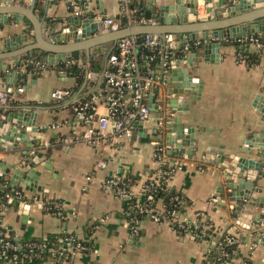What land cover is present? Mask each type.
I'll return each instance as SVG.
<instances>
[{"label": "crops", "instance_id": "crops-1", "mask_svg": "<svg viewBox=\"0 0 264 264\" xmlns=\"http://www.w3.org/2000/svg\"><path fill=\"white\" fill-rule=\"evenodd\" d=\"M79 2L81 5L75 6V11L71 12L70 7ZM144 2L131 0L136 15L141 13ZM157 4L154 3V6ZM10 5L19 12L16 23L10 17L7 24L0 22V67L7 64V68H0V90L6 93V101L0 102V119L1 116L7 117L10 111H24V117L33 111L32 123L37 129L26 130V133L31 140L38 138L39 144L33 141L29 147L26 141H18V136L13 143L8 141L9 145L0 143L2 165L11 164L4 176L9 178L13 167H21L23 162L32 159L30 154L33 150L38 149L42 155L34 165L40 173L37 182L40 189H26L21 181L16 183L27 199L21 201L30 204L27 214L19 207V201H14L4 208L1 223L20 238L61 231L77 234L87 242L88 248L77 252L72 264H203L208 249L203 239L194 238L189 233H178L167 221H157L150 216H143L134 227L126 217L128 200L114 195L105 184L109 176L130 173L136 176L130 189L134 195L140 194L143 180L158 164L153 155V141L166 143L162 108L157 104L151 107L149 118L140 125H134L129 138H119L118 142L104 150L86 142L83 125L74 122L73 102L96 92L99 71L115 40L102 43L100 52L96 51V45L72 50L78 51L77 63L83 68L80 81L57 67L59 52H52L48 62V50L34 46L57 43L48 29L50 24L55 22L54 27L58 30L59 20L66 22L68 17L86 8L94 15L104 11L102 16L112 15L120 24V17L123 16L119 13V0H40L39 5H35V0H11ZM10 5L4 0L0 2V7ZM195 5L196 15H189L187 22L216 20L220 24L226 19H218L215 13L207 12L203 2L195 0ZM255 6L262 8L264 2H256ZM208 15L211 19H207ZM263 19L259 17L255 21L263 23ZM142 23L146 22L131 24ZM124 25L120 24L119 28ZM36 31L37 34L39 31L38 35ZM97 33L110 35V30L104 26L97 29ZM172 33L178 49L182 41L178 32ZM183 34L187 36L188 32ZM219 39L226 42L218 46L217 58L212 55L211 60H205L202 50L196 49L197 58L191 65L184 64L180 59L179 66L187 68L199 87L197 94L193 88L187 89L183 106L172 110V117L177 116L184 129L193 130L194 149L192 157L184 149L171 152L174 155L170 154L169 159L187 157L189 164L175 168L166 185L181 192L190 201L183 215L193 216L196 211H206L219 226H228L229 231H234L237 236L241 234L238 252L227 264H264V243L256 239L257 232L264 229V163L254 178L249 195L242 197L240 202H234L228 199L230 189L226 187L223 188L224 197L217 196L218 184L225 179L219 163L213 159L220 153L238 154L250 157L251 164H256L255 160L261 158L260 141L254 137L264 135V113L261 112L264 109V46L256 61L247 62V54L257 50L253 43L236 45L231 38ZM28 47L32 48L24 51ZM72 51L65 52V57ZM29 53L42 54L48 68L40 74L22 72L18 77L15 71L19 67L13 61L22 62L23 56ZM91 57L99 63L98 69L90 67L88 60ZM6 69L13 73L7 74ZM149 70L156 72V64ZM169 75L166 73L164 80ZM173 84L164 82L163 86L169 88ZM55 87L69 88L70 95L54 100L50 92ZM97 110L104 111V107L98 105ZM8 124L6 121L3 132L10 126ZM159 124L162 129L158 128ZM19 127L24 128L23 125ZM101 158L106 165L95 167L96 160ZM262 159L264 162V156ZM228 160L231 161L230 158ZM46 162L49 167L44 164ZM216 196L221 203L217 202ZM37 197L46 202L56 200L63 214L46 212L35 201ZM239 203L240 209H237ZM160 204L161 201H158L157 205ZM229 204H233V208ZM233 210L237 213L235 217L231 215ZM245 259H248L247 263H244ZM28 264L67 263L44 259Z\"/></svg>", "mask_w": 264, "mask_h": 264}, {"label": "water", "instance_id": "water-1", "mask_svg": "<svg viewBox=\"0 0 264 264\" xmlns=\"http://www.w3.org/2000/svg\"><path fill=\"white\" fill-rule=\"evenodd\" d=\"M10 5L11 0H4ZM198 2H203L205 4V9L210 14H214L218 19L226 17L225 20L221 21L220 24L213 20L205 22L203 20L187 22L189 15H196L197 8L195 5V0H170V2H165L164 0H145L144 5L141 8L143 16L146 19L152 18L154 22H146L142 24H130L124 25L125 20L120 17V24L124 25L122 28L116 30H110V35H103L100 33L96 34L97 29L104 27L102 20V13L99 15L92 14L91 10L86 8L80 12L75 13L71 18H67V23L62 21L57 29L54 27V23L50 24L48 27L49 31L54 34L57 43L53 44H42L34 45L40 46L48 50V62L51 61L52 52L57 51L56 59H63L65 57V52L72 51L76 48H86L90 46H97L96 51L100 52L102 50L101 44L111 40H119L120 37L128 34L134 33H144V32H178L179 38L181 39V44L176 48V45L172 44V49L176 51L169 56V65L167 67V73L170 75L165 78L164 82H173L174 84L165 88L167 92L174 93V96L169 97L165 106L171 110L180 109L185 101L184 93L187 89H194L196 94L198 93L199 87L196 81L190 77L187 72L186 67L179 66L180 59L183 63H189L190 65L197 56L195 54L196 49H201L203 52V58L212 59V55L215 58L218 57V46L224 44L226 41L220 40L219 38H231L244 37L246 34L264 32V19L263 23H258L255 21L259 17H264V7L256 8L255 3L264 0H196ZM1 2V0H0ZM81 2L70 7L71 12H74L75 6H79ZM154 3H159L154 6ZM86 6L87 3H84ZM134 7L133 4H131ZM18 9L13 6L0 7V22L7 24V18L13 19V23L17 22ZM8 13V14H7ZM3 15V16H1ZM6 15V16H5ZM118 17V16H117ZM207 19H211L210 15ZM48 20V18H45ZM26 23V22H25ZM26 28H29L26 25ZM259 26V27H258ZM188 32V35H184V32ZM37 34V31H36ZM39 34V31H38ZM37 34V35H38ZM23 35V34H22ZM72 39L70 42H66L67 39ZM11 38H7L10 40ZM5 42V41H4ZM191 43V44H189ZM237 45V44H236ZM1 46V44H0ZM240 45H238L239 47ZM32 47L26 48L24 51ZM186 49V52L184 51ZM90 53H93L91 51ZM215 53V54H213ZM4 57L8 55H2ZM15 65L19 66L20 61L14 60ZM0 68H7V64H4ZM7 74L13 73L11 70L5 71ZM18 75L21 73L20 70L15 71ZM194 86V87H192ZM196 86V87H195ZM158 104L155 100L151 102V107H155ZM264 113V109H261ZM34 112H28V116L24 117V111H10L8 116H1L0 119V143H6L9 145L8 141H15L16 136H18V141H26L27 146L31 147L33 141L38 143V138H33L31 140L26 130H36L37 126L32 123V116ZM9 122L2 131L6 121ZM142 121H134L133 125H140ZM23 127H19V125ZM162 125L164 129V139L168 148L166 152L169 154L172 151H177L184 149L188 156L192 157L194 149V133L193 130L182 127L179 123V118L177 116L165 114L162 116ZM162 125L159 124L158 128L162 129ZM262 137L260 140L259 138ZM255 140L259 142V154L260 159H256L255 163L251 164L249 160L250 157L238 154L224 155L221 153L214 157L213 159L219 163L220 168L223 170V175L225 181L218 184L217 193L219 197H224L223 188L226 187L230 190L227 192V197L229 200L234 202H240L242 197H247L251 191L254 178L260 169V166L264 163L262 157L264 156V135H256ZM16 141V142H18ZM13 143V142H12ZM249 144V143H248ZM253 144V143H251ZM249 151V148H248ZM27 154H30L27 152ZM32 159H28L23 164L18 167H13L12 172L9 176V181L11 185H15L18 182H22L26 189H40L38 187V177L39 171L34 168L35 162L39 161V157L42 155L38 149H35L30 154ZM231 159V161L228 160ZM0 160V175L4 176L9 172L11 164L2 165ZM48 166V163H44ZM49 167V166H48ZM9 168V169H6ZM5 177V176H4ZM216 196V197H217ZM217 197V202L221 203L220 198ZM19 207L23 209V212L27 214V210L30 204L24 201H19ZM237 209H240V203L236 205ZM264 211V209H263ZM241 223V221H238ZM249 227L250 225H244ZM136 236H134L135 238ZM256 239H260V243H264V236L257 232ZM214 239L211 242V247H213Z\"/></svg>", "mask_w": 264, "mask_h": 264}, {"label": "built area", "instance_id": "built-area-1", "mask_svg": "<svg viewBox=\"0 0 264 264\" xmlns=\"http://www.w3.org/2000/svg\"><path fill=\"white\" fill-rule=\"evenodd\" d=\"M119 13L125 18V22L128 25L134 22H150L153 20L152 18L146 19L142 12L136 15L134 8L131 6V0H119ZM102 20L108 30H116L120 27L118 20L112 15H104L102 16ZM262 33L264 32L258 34ZM233 40L239 43L251 42L257 50L259 48L262 49L264 46V42L261 38L255 36V34L236 37ZM172 41L174 42L172 32H164L161 34L155 32L134 33L124 35L115 41L113 50L106 56L104 65L99 71V84L96 92L86 98L75 99L73 102L74 122H79L83 125V137L86 142L94 144L104 150L113 146L114 143L119 141V138H129L134 127L133 122H144L149 118L151 102L153 100L158 102L157 105L162 108L163 116L165 114L173 115V111L166 107L165 104L169 97L174 96V93L167 92L163 86L164 75L167 73V67L169 65V56L173 52L170 50L173 44ZM143 47H147L152 52H157L159 60L156 62V72L149 70L152 67L150 61L156 54L143 53L141 51ZM63 59H60V61ZM73 61V59H70L67 62ZM35 64L38 69V74L43 73L48 68L46 59L38 60ZM17 67H19L18 70L21 73L25 71V63H21ZM88 77L92 78L91 75ZM67 95H70V89L67 87H55L50 92V96L54 100L61 99ZM5 101L6 93L0 90V102L4 103ZM98 105H102L104 111L99 112L97 110ZM153 142L155 144L153 155L157 160V165L161 166L165 162L171 165V168L164 169L158 174L165 181L169 179L175 168L189 164L187 157H173L169 159L168 153L166 152L168 145L158 140H154ZM105 165L106 161L102 158L95 162V167H104ZM117 178L116 176H109L106 178L105 184L114 195L125 200H130L133 195L132 191L119 185ZM153 184L159 185L160 181L151 180L150 182L142 183L141 190L144 188L147 190L144 192L147 201L143 202L141 198H138V202L133 203L131 206L135 207L138 212L152 217L154 220L167 221L170 227L178 233H189L191 228H198L195 215L185 216L178 209H167L164 203L150 205L153 201V189L151 187ZM4 194L7 198L9 197V201H11V198L15 194L17 196L21 195L19 191H15V194L5 191ZM141 194H143L142 191L139 195ZM34 199L42 207L47 208L43 200H40L38 197ZM172 199H179L181 205L183 204L185 207L188 204L184 197H180L177 194ZM6 206L7 204L5 202H0V225L3 226V228H0V261L6 260L7 262H11L10 264H16L19 259L18 254L14 251L9 254L8 249L14 250L21 243L13 241L7 234L6 230L8 228L1 223L2 212ZM229 207L233 208V204H229ZM135 221L137 222L138 220ZM263 231L264 229L258 232L264 235ZM64 233V235L59 237V243L54 250H50V247L44 241L29 240L25 243L28 251L24 252L23 256L31 258L34 255H38L37 250L41 248L43 251L50 250L49 252L54 260L61 263L65 262L64 259L69 255L74 257L78 250L86 247L77 234L70 232ZM205 233L203 227L199 231H196L195 234L196 236L202 237ZM208 235H210L211 240L214 239V244L216 243V250L219 254L217 257L218 261L213 264H227L231 258L228 256L224 242L230 243L234 238L226 235L223 240H218V238H213V234ZM222 256L223 259L221 260L223 262L220 260ZM244 263H247V261L244 260Z\"/></svg>", "mask_w": 264, "mask_h": 264}, {"label": "trees", "instance_id": "trees-1", "mask_svg": "<svg viewBox=\"0 0 264 264\" xmlns=\"http://www.w3.org/2000/svg\"><path fill=\"white\" fill-rule=\"evenodd\" d=\"M40 4V0H35V5H39ZM255 36H258L259 38H261V40L264 42V33L262 34H257L255 33ZM232 43L235 44H239L238 41L236 40H232ZM263 49V48H262ZM262 49L259 48L258 50L252 52V53H248L246 60L247 62H254L256 61V59L259 57V55L262 52ZM113 50V47L110 49V51L107 53V55ZM171 51H174V49L170 48ZM141 51L143 53H154L156 54L155 57L150 61L151 62V66L155 65L156 62L159 60V56L157 54L156 51H150L147 47H143L141 49ZM171 54V53H170ZM42 54L40 53H29V54H25L23 56V60L21 63H25V71L24 73H28V72H35L38 74V69L37 66L35 64L36 61L38 60H44L42 58ZM78 51H72L70 52L68 57H65L63 60L59 61L56 65L58 68H60V70H64L66 71L67 74L73 75L75 76L77 81H80L82 79V75H83V68L82 66H80L77 63V59H78ZM73 59V62H67L68 60ZM84 60V58H83ZM89 63H90V67L92 69H98L99 68V63L95 62L93 60V58H89ZM69 63V64H68ZM87 96H84L83 98H86ZM174 155V153H169V155ZM155 158V157H154ZM171 168V165L168 164L167 162L163 163L161 166H156L153 169H151L150 173L147 175V177L143 180L142 183H147L150 182L151 180H158L160 181L159 185H152V194H153V201L150 205H157L158 201H161V204H165V207L167 209H178L180 211V213H185L187 210V205L189 206L190 201L179 191L175 190L174 188L171 187H167L166 185V181L161 178V176H159L158 174L164 170V169H169ZM119 185H121L122 187L126 188V189H130L131 185L136 181V176L132 175L130 173H127L123 176H118L117 178ZM4 184H6L4 186ZM166 186V188H165ZM5 191L11 192L15 194V191H19L20 192V196H17L16 194L11 198V201H9V197L7 198L5 196ZM143 194L141 195H132V197L130 198V200H126L127 201V208L126 211L128 212V214H126V217L128 218L129 222L131 225H134V227L137 226V222L135 220H141L143 216H146L144 213H140L137 211V209L133 206H130L129 203L133 204L135 202H138L137 199L141 198V200L143 202H146L147 199L145 198L146 195L144 192H146V188H144L143 190H141ZM140 191V192H141ZM179 195L180 197H184V199L186 200V207L183 206V204L181 205V202H179V199H172V197L174 195ZM21 200H27L26 197L23 194L22 189L20 188L19 185L15 184V185H11L10 181L8 178L1 176L0 175V202H5L7 205H10L12 202L14 201H21ZM47 208H44V210L46 212H50L53 214H63L60 207L57 205L56 200L54 202H46L44 201ZM129 202V203H128ZM185 205V204H184ZM44 207V206H43ZM236 211L233 210L231 212L232 217L236 216ZM195 218L197 219V223H198V228H191L189 234L191 236H193L194 238H198V239H203L206 242V245L208 247L207 251L205 252V255L203 257V264H213L214 262L218 261L217 257H218V252L216 250V243L213 244V247H211V239H210V235L208 234H213V238H218V240H223V238L226 235H229L230 237H233L234 240L230 243H225L224 242V246L226 251H228V256L232 259L235 254H237L238 252V245L240 242V236H237L235 234L234 231H229V227H223V226H219L218 224H216L210 217V215L206 212V211H196L194 212ZM204 227V231L206 232L202 237L196 236V231H199L201 228ZM0 228H3V226L0 225ZM7 234L8 236L17 242H20L21 245H17V247L12 250V249H8L9 254L12 253L13 251L16 252L18 254V262L16 264H28L32 261H38V260H44V259H51L53 261H55L56 263H58L56 260H54L53 256L50 254V250H54L56 249V245L59 243L58 239L61 235H64V232H52V233H48L46 236H28V237H19L18 235H16L12 230L7 229ZM183 233V232H182ZM217 235H216V234ZM29 240H35V241H44L47 243V245L50 247V250H45L43 251L41 248L37 250L38 255H34L31 258H27L26 256H23L24 252L28 251V247L25 245L26 242H28ZM81 242L86 246L84 249L82 250H78L79 251H86L88 248V244L85 240H83L80 237ZM7 259V258H5ZM72 259L73 256L69 255L65 260V262L67 264H72ZM223 259V256L220 258V260ZM246 261H248V259H245ZM223 262V260H221ZM1 264H6V263H11V262H7L6 260H1L0 261Z\"/></svg>", "mask_w": 264, "mask_h": 264}]
</instances>
